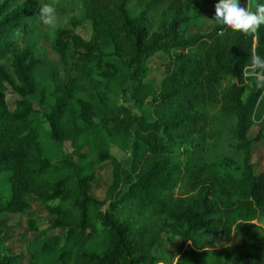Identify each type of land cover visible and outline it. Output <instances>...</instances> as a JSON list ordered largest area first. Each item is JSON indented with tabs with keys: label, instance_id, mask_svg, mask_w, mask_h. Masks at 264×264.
Wrapping results in <instances>:
<instances>
[{
	"label": "trees",
	"instance_id": "1",
	"mask_svg": "<svg viewBox=\"0 0 264 264\" xmlns=\"http://www.w3.org/2000/svg\"><path fill=\"white\" fill-rule=\"evenodd\" d=\"M205 1L0 0V264L23 258L8 252L1 220L26 215L30 196L52 217L44 229L26 221L40 235L30 264H264V170L253 161L264 88L243 76L253 48L264 57V25L255 38L218 24L190 33ZM42 3L81 15L55 31L64 77L26 40ZM161 52L171 70L157 86L150 60ZM107 162L98 198L94 165ZM174 237L173 262L156 248Z\"/></svg>",
	"mask_w": 264,
	"mask_h": 264
},
{
	"label": "rangeland",
	"instance_id": "2",
	"mask_svg": "<svg viewBox=\"0 0 264 264\" xmlns=\"http://www.w3.org/2000/svg\"><path fill=\"white\" fill-rule=\"evenodd\" d=\"M39 0H25L27 4H32ZM218 0H206L204 3L200 4V8L202 11L199 12L200 20L199 24L193 25L190 29V33H207L209 32L217 23L214 19L215 17V5ZM242 3L246 4V0H242ZM252 4V0H251ZM79 10L69 11L66 13H59L58 22L54 28H50L45 26L39 16L40 12L37 13L35 18V27L32 29V32L27 36L26 40L34 45L36 56L41 60L44 68L47 71L53 70L52 72L56 73L60 77L65 76V65L62 63L58 55L56 54L53 43L55 38V31L60 26H66L70 22V19L73 17H81L79 15ZM79 33L84 37L90 36V27L87 22L83 23L79 28ZM25 44L24 40L21 41V45ZM151 67V76L150 80L156 84L157 86L160 84L161 79L167 75L171 70L170 58L165 53H158L150 60ZM18 98L17 95L13 94L12 91H8L7 100L10 106H13L14 101ZM45 108H43L44 110ZM259 118L257 117V121ZM259 130V125L256 123L251 131L250 137L254 136ZM228 150L219 149L220 152ZM86 152L89 153V157L94 159V156L91 152V147L88 145L85 147ZM113 152L118 159H122L124 157L123 152L118 148H113ZM253 161L255 162V167L257 173H260L264 170V139L255 143L253 146ZM95 170H97L99 174V180L95 183L92 193L98 198H104L105 192L109 184L112 182V165L107 162L102 166L94 165ZM8 173L0 174V191H2L5 195H7V190L9 188L8 182ZM30 202L32 208L28 211L26 215L17 214L10 215L7 217H3L1 222L2 225L6 229L5 239L6 246L9 253H23V259L21 264H28L30 262V254L28 252V244L30 241L40 238L38 233H34L28 230L26 226V221L31 216H39L42 218L40 221L41 228L44 229L51 222L52 217L48 214L45 209L43 203L36 197L30 196ZM55 203V202H54ZM257 223L264 227V217L259 219ZM60 231V230H59ZM54 231L50 233L53 234ZM49 233V234H50ZM63 233V231H61ZM180 238L174 237L172 238L173 249L169 248V243L166 240H163L160 245L156 248V250L163 252L164 259L169 256V253H173L171 255L170 260L175 261L178 255V250L180 248ZM226 242H221L219 245L223 246ZM1 256V255H0ZM17 264V263H15ZM19 264V263H18Z\"/></svg>",
	"mask_w": 264,
	"mask_h": 264
},
{
	"label": "clouds",
	"instance_id": "3",
	"mask_svg": "<svg viewBox=\"0 0 264 264\" xmlns=\"http://www.w3.org/2000/svg\"><path fill=\"white\" fill-rule=\"evenodd\" d=\"M39 18L45 26L54 28L58 22L56 7L52 3H42ZM213 20L233 32L239 31L245 37L255 38L264 25V3L253 7L251 0H246V4L242 0H218ZM219 35H224V32L220 31ZM243 76L254 79L257 88H264V57L258 55L255 48L250 52V63L244 67Z\"/></svg>",
	"mask_w": 264,
	"mask_h": 264
},
{
	"label": "crops",
	"instance_id": "4",
	"mask_svg": "<svg viewBox=\"0 0 264 264\" xmlns=\"http://www.w3.org/2000/svg\"><path fill=\"white\" fill-rule=\"evenodd\" d=\"M53 234H54V232H53ZM50 235H52L51 233H50ZM24 256V255H23ZM23 259V258H22ZM22 259H21V261H22ZM21 261L19 262V264H21ZM28 264H30V262H28Z\"/></svg>",
	"mask_w": 264,
	"mask_h": 264
}]
</instances>
